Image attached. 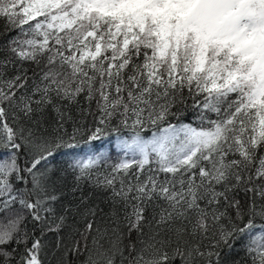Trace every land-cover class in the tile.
I'll use <instances>...</instances> for the list:
<instances>
[{"label":"snow or ice","instance_id":"1","mask_svg":"<svg viewBox=\"0 0 264 264\" xmlns=\"http://www.w3.org/2000/svg\"><path fill=\"white\" fill-rule=\"evenodd\" d=\"M0 25V264H264V0H0Z\"/></svg>","mask_w":264,"mask_h":264},{"label":"trees","instance_id":"2","mask_svg":"<svg viewBox=\"0 0 264 264\" xmlns=\"http://www.w3.org/2000/svg\"><path fill=\"white\" fill-rule=\"evenodd\" d=\"M16 35L15 31H7L5 32L4 28L2 25H0V43L5 42L6 40H8L10 37ZM191 114H189L188 117H182V119L184 120H188L190 118ZM176 121L173 120V123H175ZM70 130V129H69ZM125 136L128 135L127 132L124 133ZM143 135L145 137H149L151 135V130L146 131L145 133H143ZM115 134H112L111 136H108L101 144V147L103 150H106L109 152L110 155H112L113 157L117 156V154L119 153V149L116 145H114V140H115ZM88 145H85L83 143V140H81V149L84 151L88 150ZM81 149H77V151H81ZM69 159V157L64 156V155H58L57 156V161H63ZM88 191V188L85 187V192ZM45 240L48 242L49 244V248L51 247V245L55 242V236L54 234H49L45 237ZM46 251H48V249H46Z\"/></svg>","mask_w":264,"mask_h":264},{"label":"rangeland","instance_id":"3","mask_svg":"<svg viewBox=\"0 0 264 264\" xmlns=\"http://www.w3.org/2000/svg\"><path fill=\"white\" fill-rule=\"evenodd\" d=\"M114 145H116V146H117V141H116V139L114 140Z\"/></svg>","mask_w":264,"mask_h":264}]
</instances>
